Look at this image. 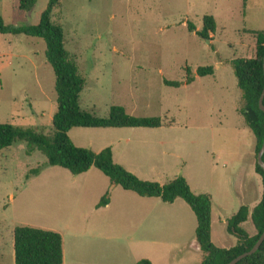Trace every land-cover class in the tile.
Instances as JSON below:
<instances>
[{
	"label": "rangeland",
	"instance_id": "1",
	"mask_svg": "<svg viewBox=\"0 0 264 264\" xmlns=\"http://www.w3.org/2000/svg\"><path fill=\"white\" fill-rule=\"evenodd\" d=\"M48 2L38 0L27 12L20 8V0H0V13L7 25H36ZM247 2L245 7L244 0H62L53 14L85 78L83 109L107 117L113 105H120L135 116L175 121L160 129L75 127L69 131L72 140L97 152L114 145L119 164H135L144 171L159 161L182 168L185 161L175 154L183 159L193 156V166L184 172L198 188L195 192L213 197L212 241L222 248L238 243L228 231L229 218L243 205L254 208L263 195V180L252 171L257 164L256 136L242 113L245 102L229 63L254 56L257 34L252 31L264 30V0ZM209 14L216 17L218 27L205 39L197 31ZM189 22L195 25L194 32ZM46 49L43 38L0 33V123L54 131L56 74ZM209 65L215 67L214 75L196 74L200 66ZM187 68L194 72V82L166 84V79L184 81ZM27 147L17 143L0 152V264H15L17 226L67 232L70 254L77 241L71 235L83 234L80 242L85 248L103 250L102 256L98 254L103 264H134L142 257L152 264L203 261L204 253L194 245L195 212L191 216L183 210L186 215L176 233L178 225L167 223L165 212L154 223H145L143 217L132 216L134 199L123 197L114 208L83 223V215L92 213L102 195L97 199L82 193L78 184L88 179L104 195L109 177L96 167L84 176L74 175L47 164L39 150L28 154ZM161 149L168 152L166 159ZM36 168L39 172L28 179ZM168 168L166 177L154 173L149 178L174 177L178 169ZM243 226L251 235L257 233L251 219ZM101 232L108 240L88 237Z\"/></svg>",
	"mask_w": 264,
	"mask_h": 264
},
{
	"label": "trees",
	"instance_id": "2",
	"mask_svg": "<svg viewBox=\"0 0 264 264\" xmlns=\"http://www.w3.org/2000/svg\"><path fill=\"white\" fill-rule=\"evenodd\" d=\"M38 0H20V8L32 12ZM248 0H244L247 6ZM62 6V0H49L41 15L40 22L30 26L7 25L0 13L1 34H26L43 38L46 42V58L56 74V92L58 107L54 115V131L46 132L39 127H24L9 123H0V152L17 143L27 144V153L39 150L47 159V164L70 170L74 175L85 173L93 167L109 177L111 187H122L143 197H159L164 202L173 203L184 199L197 216L196 238L204 253L201 264H228L237 256L250 251L264 232V169L257 160L256 171L263 180L261 201L251 208L243 205L228 220V231L238 237V243L230 248L216 246L212 241L213 198L208 193H195L184 176H177L162 184L158 181L144 180L129 171L114 159V152L108 146L96 152L91 148L78 146L69 135L75 127L83 128H161L173 125L161 117H141L130 114L125 107L113 105L107 117L81 107L80 97L85 86V78L79 71L77 62L66 48L64 28L53 20L54 12ZM203 29L198 35L210 39L217 31L218 22L214 15H205ZM191 32L196 30L188 23ZM257 34L256 53L252 57L236 58L229 61L233 66L238 86L245 102L243 115L249 128L256 136L257 155L264 142V111L259 101L264 91V30L252 31ZM196 74L204 77L215 74L214 66H200ZM196 79L194 72L186 69L184 81L165 80L167 85L179 87L190 84ZM167 120V121H166ZM40 168L33 169L27 176L37 174ZM111 190L101 198L98 207L107 206L111 200ZM252 220L257 233L251 235L243 226ZM15 264H64V237L61 232L33 226H17L14 230ZM137 264H152L142 259ZM237 264H264V243L254 254L246 256Z\"/></svg>",
	"mask_w": 264,
	"mask_h": 264
},
{
	"label": "crops",
	"instance_id": "3",
	"mask_svg": "<svg viewBox=\"0 0 264 264\" xmlns=\"http://www.w3.org/2000/svg\"><path fill=\"white\" fill-rule=\"evenodd\" d=\"M170 126L172 127L174 125H170ZM148 129H160V128H148ZM129 139H130V137L125 138V142L128 143ZM164 142L165 141L162 140L160 142V145L161 146L164 145L165 144ZM111 147H112L113 152H114V159L117 162L115 146L112 145ZM151 150H153L152 147H151ZM100 151H98V152H100ZM160 152H161V155L166 159V157L168 155V152H165L164 149H161ZM175 155H177L179 159L185 161L184 162L185 163L184 167L178 168V166H179L178 164H175L173 162L172 164L169 165L166 161H159L156 164H149L148 165L149 168L146 171L142 170V168L139 167V166H135V164H126V165L122 164V165L125 168H127L129 171H131V172L135 173L136 175H138L140 178H142L144 180H150L151 179L152 181H153V178H149V175H152L154 173H160V175H162V176L164 175V177H166L167 171L169 169L168 167L172 166L173 169H178L177 172H175V176L172 177V178H167V179L164 178V180H160L158 182H161L162 184L163 183L165 184V183L171 181L169 179H174L175 177H177L180 174H182V176H184L187 179V181L190 184L192 190L195 192L194 189H198V188H195L193 186V184H192L193 182H191L188 174L186 172H184V170L187 169L189 164H191L193 166V163H194V161L196 159H194L193 156H192V158L183 159V158L179 157L178 154H175ZM190 161H192V162H190ZM91 170L92 169H90L89 171H87L85 173L79 174V176H84L83 174H89L91 172ZM252 171H253V174H255V177L257 176L256 177L257 180H259V181L262 180L261 176L257 173V171H255V166H254ZM198 177H200V180L202 179L201 175L196 174L195 178L197 180H198ZM154 181H157V180H154ZM193 181H194V179H193ZM195 185L197 187H200V185L198 183H195ZM77 188H80L79 191L82 192V193H85V192L92 193V195L97 197V199L101 195H102L101 197H103L105 195V194L103 195V194L100 193V187L99 186H95L94 183H92V182L90 183L88 179L86 180L85 184L79 183ZM107 189L111 190V192H112L111 193L110 203L107 206L98 207V203L100 202L101 198L98 201L95 200V204H94L95 209L92 211L91 214L83 215V217H82V220H83L82 222L83 223H85L86 221L89 222L91 220V216L93 214H95V213H102L103 212L102 210H107V209H110L111 207L114 208L115 204L116 203L118 204V201L122 200L123 197L134 199L135 202L132 204V206L134 208V211L132 212V214H133L132 216L139 217V218L143 217V221L145 223H148V222L154 223L155 218L158 215H162L165 212L166 219L170 220V222H167V223H175V224L178 225V226H175V228L173 229L176 233L181 228V220L183 218V215H186V213L183 214L184 213L183 210L184 211L187 210L188 213L191 216L193 214L192 212H194L193 210L191 211L192 208L190 207V205L182 198L176 199L173 203H168V202H164L159 197H143V196H140L139 194H138V197H134V195H132V193H131V192H134V191L126 190V189H124L122 187H119V186L111 187V183H110V187L107 188ZM107 189H106L105 193L108 191ZM197 191H199V190H197ZM195 193H198V192H195ZM212 220H213V209H212ZM197 225H198V221H197ZM52 230H55V229H52ZM55 231L60 232L59 230H55ZM95 231H97V230H95ZM61 233L63 234V237H64V264H103V263H101L102 260L98 259V254L100 256H102L101 251H103V250H99L98 248H93V249L85 248V245H83V243L80 242V240L83 239V238H81V237H83V234L75 233V234L71 235L72 237L76 238L77 241H76V244H75L76 248H75L74 252L72 254H70V253L67 252V237H66L67 236V232L61 231ZM88 237H91V238L95 237V238H99V239L108 240V237L102 232L101 233H97V234L91 233V235L90 236L88 235ZM212 240H213V229H212ZM195 244H196L197 250L202 251L198 241H195L194 245ZM176 247H180L179 243H176ZM142 259H147V258H145V257L137 258L135 260L134 264H137Z\"/></svg>",
	"mask_w": 264,
	"mask_h": 264
},
{
	"label": "water",
	"instance_id": "4",
	"mask_svg": "<svg viewBox=\"0 0 264 264\" xmlns=\"http://www.w3.org/2000/svg\"><path fill=\"white\" fill-rule=\"evenodd\" d=\"M259 106H260V109L264 111V91L261 95V98L259 101ZM257 160H258V163L260 164V166L264 169V142H263L262 148L260 149V151L257 155ZM263 243H264V232L261 234L258 241L256 242V244L254 245V247L250 251H247V252L237 256L232 261H230L228 264H237L240 260H242L246 256H249L251 254L256 253L261 248Z\"/></svg>",
	"mask_w": 264,
	"mask_h": 264
}]
</instances>
